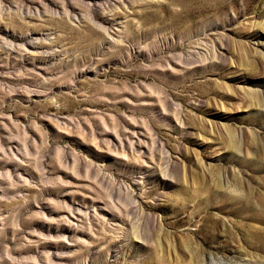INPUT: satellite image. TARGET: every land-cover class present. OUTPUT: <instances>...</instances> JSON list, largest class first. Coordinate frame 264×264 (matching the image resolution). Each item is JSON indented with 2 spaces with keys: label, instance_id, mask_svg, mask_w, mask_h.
<instances>
[{
  "label": "rangeland",
  "instance_id": "obj_1",
  "mask_svg": "<svg viewBox=\"0 0 264 264\" xmlns=\"http://www.w3.org/2000/svg\"><path fill=\"white\" fill-rule=\"evenodd\" d=\"M0 264H264V0H0Z\"/></svg>",
  "mask_w": 264,
  "mask_h": 264
}]
</instances>
